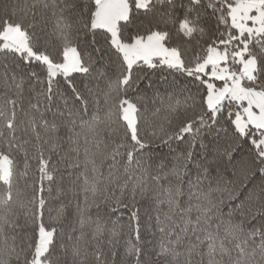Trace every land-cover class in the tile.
<instances>
[{"label":"snow or ice","instance_id":"snow-or-ice-1","mask_svg":"<svg viewBox=\"0 0 264 264\" xmlns=\"http://www.w3.org/2000/svg\"><path fill=\"white\" fill-rule=\"evenodd\" d=\"M0 69V264H264V0H0Z\"/></svg>","mask_w":264,"mask_h":264},{"label":"trees","instance_id":"trees-1","mask_svg":"<svg viewBox=\"0 0 264 264\" xmlns=\"http://www.w3.org/2000/svg\"><path fill=\"white\" fill-rule=\"evenodd\" d=\"M0 70H2V69H0ZM4 95H5V90L2 87H0V98H2ZM8 95H11V93H8ZM61 134H63V130H62ZM160 155L161 156L169 155V149H167V148L162 149L161 152H160ZM144 203H145L144 201H140V205H138V206H141V216H142V218L145 221H147L148 218L151 217V216H154L155 213H154L153 209L148 208L146 206H143ZM164 207L166 209V206H164ZM127 215H128L127 210H122L121 213H117L116 215H113L112 219L115 220L117 218V216H120L121 217V221L120 222L121 223H126ZM122 251H123V249L121 248L120 252L122 253ZM118 258H119V256H118Z\"/></svg>","mask_w":264,"mask_h":264}]
</instances>
